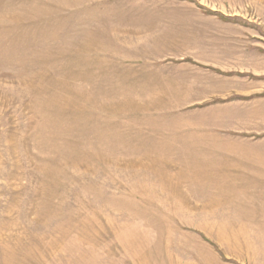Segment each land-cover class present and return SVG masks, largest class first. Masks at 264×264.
Wrapping results in <instances>:
<instances>
[{
    "label": "rangeland",
    "instance_id": "obj_1",
    "mask_svg": "<svg viewBox=\"0 0 264 264\" xmlns=\"http://www.w3.org/2000/svg\"><path fill=\"white\" fill-rule=\"evenodd\" d=\"M0 264H264V0H0Z\"/></svg>",
    "mask_w": 264,
    "mask_h": 264
}]
</instances>
